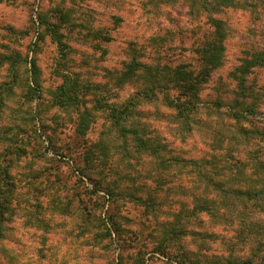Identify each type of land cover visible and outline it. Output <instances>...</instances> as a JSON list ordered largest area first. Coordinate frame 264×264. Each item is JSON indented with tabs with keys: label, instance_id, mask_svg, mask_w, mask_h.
<instances>
[{
	"label": "rangeland",
	"instance_id": "1",
	"mask_svg": "<svg viewBox=\"0 0 264 264\" xmlns=\"http://www.w3.org/2000/svg\"><path fill=\"white\" fill-rule=\"evenodd\" d=\"M253 7H230L221 14L230 29L225 40V64L202 89L204 106L194 114L191 124L177 121L160 100L138 104L132 116L135 122H126L128 129L137 128L165 146L164 155L173 163L160 166L146 153L140 160L125 155V146L128 155L137 154L133 134L124 136L116 120L109 117V110L93 109L95 120L82 135L77 130V113L53 104L52 91L64 82L63 74H77L87 84H99L100 93L119 105L138 89L134 83L123 87L116 83L118 71L130 58L131 47L144 52L147 60L162 57L163 62L173 64L196 60L197 42L185 38L187 29L201 26L203 33L209 27L190 14L185 0H0V53L20 55L15 65L11 59L0 68V84L9 81L16 69L23 77L7 100L0 127L16 123L28 129L20 133L25 151L11 154L16 158L12 168L15 212L6 223L7 237L0 245L4 250V254L0 252L1 264H139L143 257L144 264H179L176 258L154 251L163 226L128 195L146 196L154 190L163 201L165 213L159 220L163 221L183 202L194 204L196 196L204 193L205 181L198 170L192 165L188 169L180 167L172 161L175 157L212 160L216 155L223 158L231 153L241 158L248 153L264 157V137L249 133L250 139L243 140L228 115V105L214 106L220 96L226 102L232 94L235 80L229 76L230 71L251 52L264 49V7ZM59 10L69 13V22L61 19ZM44 21L61 25L65 52ZM103 29L113 36L112 40L98 37ZM28 77L33 85L37 79L42 89L41 95L36 94L32 100L25 96ZM249 79L264 86V66L256 67ZM221 82L224 85L219 87ZM86 97L96 96L90 92ZM93 103L89 101L86 106L92 109ZM259 118L246 126L264 130V114ZM98 142H105L108 155L103 154L101 144L95 145ZM89 147L99 155L95 159L98 170L89 172L91 178L79 169L86 167L85 151ZM158 172L168 182L154 189ZM232 175L226 171L225 177ZM95 185L103 190L92 193ZM105 189L120 194L108 196ZM226 200L232 201L230 197ZM243 207L239 201L231 203L221 209L218 220L201 213L191 227L202 236H187L184 250L189 254L227 253L232 248L246 253L255 248L264 240V210L248 207L249 212L255 211L253 226L247 228L243 221L248 215ZM102 218L107 223L113 221L120 230L119 236L112 234L113 242L96 238L107 230ZM203 232L216 235L206 237ZM170 249L175 254L179 247L173 244Z\"/></svg>",
	"mask_w": 264,
	"mask_h": 264
},
{
	"label": "trees",
	"instance_id": "2",
	"mask_svg": "<svg viewBox=\"0 0 264 264\" xmlns=\"http://www.w3.org/2000/svg\"><path fill=\"white\" fill-rule=\"evenodd\" d=\"M185 2L189 7L190 14L204 20L205 25L209 27L207 29H210V31L205 29L203 33L201 32V26L187 29L188 34L185 38L192 37L197 42L194 49V52L198 54L196 56L197 63H195L196 60H194L195 62L185 60L173 64L169 60L163 62L162 57H153L152 60H147L144 59L146 55L144 52L131 47L128 51L130 58L124 62L123 68L118 71L116 83L121 87L127 83H134L138 89L128 97L125 103L119 105L109 102L107 94L100 93L102 89L99 88V84H87L77 74H63L64 82L52 91V102L61 107L72 109L77 113L76 124L78 132L85 135L91 128L95 120L93 109L101 111L109 110V117L112 120H116V125L120 127L119 131H122L124 136L128 132L133 134L135 152L137 154L130 153L128 155V150L125 146L123 147L125 155L128 157L133 156L137 160H140L143 157V153H146L157 161V165L170 166L173 163L168 162L169 160L164 155L165 146L150 136H144L137 128L128 129L125 127L126 122L130 121L131 125H133L136 118L132 116L135 114L138 104L160 100L161 103L172 110L171 114L177 121H181L186 125L191 124L195 120L194 114L204 106L200 97L202 89L205 88L214 73L225 64L227 53L225 40L230 33V29L228 22L221 17V14L230 7H246L250 5L256 7L260 4L264 7V2L262 4L260 0L255 1L256 3H252L250 0H185ZM59 11L61 19L64 22H69V13L64 10ZM202 16L205 19L201 18ZM41 21L43 22V20ZM44 22L47 23L57 43L64 48L66 45L63 40L64 33L61 31V25L54 22ZM183 32L181 31L182 34ZM98 37L104 41L113 39V36L105 29L99 31ZM156 40L159 39L157 38ZM186 49V47H182V50ZM11 59L12 64L15 65L20 60V55L18 53L16 55L0 53V68ZM35 62H32L34 66ZM259 66H264V49L251 52L247 57L243 58L242 62L234 70L230 71L229 76L235 80L232 94L226 102L220 96L214 103L216 107H221L223 104L228 105V115L236 122L238 132L243 140L250 139L249 133H258V135L264 137V130L257 129L255 126H246L248 122L254 124V121L259 120V117L264 114V106H262L264 104V86H257L255 80L249 79L252 71ZM12 72L10 80H6L0 84V118L6 109L7 100L15 93V86L21 84L19 82L23 79L17 69ZM26 80L25 86H27L28 90L25 96H28V100L34 99L36 94L39 97L42 89L37 79H34L36 85L30 83L29 77ZM222 84L221 82L218 86L220 87ZM90 92L96 97L87 98L86 95ZM89 101L94 102L92 109L86 106ZM34 115L35 113L33 114L35 118ZM0 128L1 245L7 237L6 223L11 219L12 213L15 212L13 198L16 188L12 168L15 166L16 158L11 156V154L15 152L21 155L22 151H25L22 146L25 139L21 137L20 133L26 132L28 129L16 123H13L9 128L5 126ZM100 144L104 149L103 154L108 155L104 148L107 147L105 142L95 143L98 147H101ZM98 156L97 151L92 147H89L85 151L86 167L79 168L82 175L86 174L91 178L89 172L98 170L95 164V159L99 158ZM174 160L182 168L188 169L192 165L194 169L198 170L199 175L205 181L204 193L201 196H196L194 204L189 205L183 202L177 211L171 213L169 219L166 218V220L161 219L163 221H159L160 216L165 211L161 208L163 201L160 197L158 200V194H154V190H149L146 196H136L132 192H129L130 195H128L130 198L143 204L146 214H151L155 222L157 224L161 222L163 226L154 251L166 255L171 259L176 258L179 264H264V240L246 253H238L232 248L227 253H211L207 251L189 254L187 250H184V240L187 236H202V232L191 227L194 226L193 219H199L201 213L213 218V220H218L221 217L222 208L239 201L244 206L243 208L246 209V214L248 215L246 221L243 222L246 223L247 228L253 226V211L255 210L249 212L248 207L254 206L256 207L255 209L264 210V157L248 153L246 158H241L231 153L229 157L223 158H219L216 155L212 160H191L184 157H175L172 161ZM206 163L210 164V167L206 166ZM226 171L232 172L233 175L226 178ZM162 176V173L159 172L155 175L156 185L154 189H160L161 184L168 182L167 180H163ZM257 184H261V186L254 190L250 188L251 185ZM143 189L144 187H141V190ZM100 190L103 189L95 185V188H92V193H98ZM132 191L135 192L134 190ZM105 193L108 196L120 194L116 193L114 189H105ZM229 197L232 199L230 202L226 200ZM102 219L107 230L106 232L98 233L96 238H108L110 242H113L112 234L116 232L119 236L120 230L112 220V222L107 223V220ZM259 232L260 230L255 235ZM203 233V235L206 234V237L216 235L210 232ZM173 244L179 247L178 252L175 254H172L170 251V247ZM0 252L4 254L3 249H0ZM144 263L145 259L143 257L139 261V264Z\"/></svg>",
	"mask_w": 264,
	"mask_h": 264
}]
</instances>
